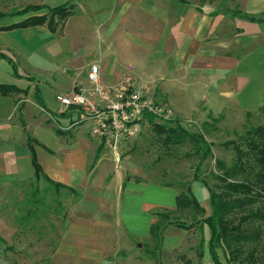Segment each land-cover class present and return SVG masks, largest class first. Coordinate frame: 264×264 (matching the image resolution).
<instances>
[{"label": "crops", "instance_id": "obj_1", "mask_svg": "<svg viewBox=\"0 0 264 264\" xmlns=\"http://www.w3.org/2000/svg\"><path fill=\"white\" fill-rule=\"evenodd\" d=\"M69 1L0 0V27L20 22L2 21L23 2L58 7ZM115 2H77L56 33L46 25L0 30V52L12 59H0V84L23 90L0 93V181L36 179L33 150L50 179L83 195L69 206L57 243L42 242L30 253L14 246L15 230L0 216V261L11 247V255L17 258L20 249L24 256L6 264H131L136 242L150 237L157 214L177 208L176 189L141 181L139 166L104 152L103 141L56 128V121L66 125L71 108L77 109L61 105L56 95L88 86L91 63L100 65L105 86L122 83L134 66L133 76L185 116L200 107L217 115L264 106V0H229L227 10L218 2L197 7L180 1L132 11L124 3L116 9ZM85 4L107 28L91 38L84 35L96 25L89 31L77 25L71 39L69 24ZM28 139L35 141L32 147Z\"/></svg>", "mask_w": 264, "mask_h": 264}, {"label": "rangeland", "instance_id": "obj_2", "mask_svg": "<svg viewBox=\"0 0 264 264\" xmlns=\"http://www.w3.org/2000/svg\"><path fill=\"white\" fill-rule=\"evenodd\" d=\"M180 1H185L197 7H203L207 2H218L222 10L230 9L229 0H175L174 2L170 0H120V3H117L119 2L117 0L115 8L120 9L121 4L124 3L129 10L141 11L142 8H149L155 2L171 7L172 4L176 5ZM29 5L31 4L26 2L19 4L13 10V13L22 12ZM37 5L46 7L36 12L28 11L21 15L6 18L2 22L22 21L29 16L46 14L49 9L55 8L45 4ZM77 10L76 18L69 24V37L71 39L75 37L72 27L80 25L89 31L93 28V25H96L94 33L89 31L84 36L100 38L104 29L107 28V23L98 21L102 17L95 16V13L91 11L87 4L79 7V9L77 8ZM66 32L65 28L64 35ZM79 46L77 44L74 47ZM15 59L18 61L16 56ZM93 65L99 67L101 79V67L98 63H91L86 75L89 74ZM133 70L134 66L128 68V74L122 83H129L136 89L148 92L158 103L173 111V118L169 121L157 118L146 119L140 123L132 137L121 141L116 148L114 145L110 146L104 143V152H113L112 154L118 160H132V163L140 168L141 181H151L174 188L178 191V195L184 198H190V195L193 194L200 206L205 208L206 211L203 215L193 205L166 210L169 212L171 220L184 222L192 226L191 229L179 230L174 226H169L163 233L162 240L155 239L150 235L147 239L136 242L138 248H135L134 251L138 252V256L131 264H183L178 259L179 256L183 255L191 260L193 264H213L208 245L210 231L207 226L200 227L202 220L212 213L206 185L218 193L222 191L221 182L217 179L219 172L216 161L222 160L229 167L235 162V153L232 150H226L222 144L229 141L239 142L250 129L264 126V106L252 112H225L217 115L204 113V108L200 107L199 111L185 116L177 112L158 89H152L133 76L131 74ZM65 73L70 75L68 70H65ZM101 83L103 84L102 80ZM73 93H83L88 102L95 103L91 83L86 87H76L73 92L58 94L56 99L58 96L66 97L71 96ZM22 101L25 102L26 98H23ZM32 109L31 106L28 116H30ZM71 109H73L70 114L71 121L64 126L56 121L54 123L56 128L101 143L102 140L94 134L95 123L87 117L85 109ZM175 119H179L181 126L189 132L204 135L205 139L212 144L211 157L202 161L200 153L190 143L169 147L164 145L163 137L156 133L155 127L161 125L175 128L176 125L173 122ZM196 176H198V180ZM239 179H242V177ZM47 186L44 181L38 182L36 179L0 181V216L4 217L15 230L14 246L27 249L25 252L30 253L34 249L37 250L42 242L55 245L60 227L66 225L68 208L74 203L73 198L68 196L66 192L62 191L61 194H57L54 190L46 189ZM35 188H38L36 199H41L42 203L39 200V204L34 207L29 205V199L33 197ZM58 202L62 203L61 208L58 206ZM258 207L264 209V201L253 206L254 209ZM240 214L242 213L240 212ZM26 217L29 220L22 221ZM257 225H260L264 232V222H257ZM202 241L203 256L200 257L199 245ZM20 249H16V254L19 255L16 258L11 255V253H14V248H7L4 259L0 261V264H6L5 261L17 263L18 258L24 257ZM218 253L224 264H264V233L260 241L243 245V251L238 261H230L228 252L224 248H220ZM251 253L254 254L253 259H251Z\"/></svg>", "mask_w": 264, "mask_h": 264}, {"label": "trees", "instance_id": "obj_3", "mask_svg": "<svg viewBox=\"0 0 264 264\" xmlns=\"http://www.w3.org/2000/svg\"><path fill=\"white\" fill-rule=\"evenodd\" d=\"M80 1L82 0H71L61 6L49 9L46 14L29 16L20 22L1 26L0 30L9 31L46 25L52 33L59 32L64 28L66 21L74 14L76 4ZM44 7L46 6L31 4L22 12L15 13L14 16L27 13L28 11L36 12ZM244 16L250 21H262V19L253 16ZM1 18L2 15H0ZM1 58L12 60L0 52ZM14 67L16 69V66ZM22 92L23 90L16 86L0 84V93L3 95ZM173 122L176 125L175 128L161 125H156L155 127L156 133L163 137L165 146H178L190 143L200 153L202 161L212 156V144L205 139L203 134L189 132L181 126L179 119H175ZM28 142L30 147L35 143L33 139H28ZM222 146L226 150H232L235 153V162L229 167L222 160L216 161V167L219 172L217 179L221 182L222 191L218 193L206 185L212 213L205 217L200 224L201 228L207 226L210 231L208 245L213 264H224L219 257L218 250L220 248H224L228 252L230 261H238L243 251V245L260 241L264 233L261 226L257 225V222H264V209L262 207L253 208L254 205L264 201V126L250 129L239 142L229 141L222 144ZM32 162L36 180L38 182L44 181L48 185L46 189L54 190L57 194H61L64 191L73 198L74 203L82 198L81 189L72 188L50 179L44 173L33 150ZM240 177L242 179H239ZM196 178L197 180L199 179L198 176ZM37 192L38 188H35L33 197L29 199V205L34 207L39 204V200L41 201V199H36ZM188 205H193L203 215L205 214L206 210L200 206L193 194L190 195V198L179 196L177 208ZM58 206L61 208L63 205L58 202ZM157 216L158 220L154 222L151 228V236L155 239L162 240L163 233L169 226L183 230H190L192 227L184 222L171 220L169 212L158 213ZM27 220L29 218L26 217L22 221ZM199 246V256L202 257L203 241ZM253 256L254 254L251 253V259H253ZM178 259L183 264H193L184 255L179 256Z\"/></svg>", "mask_w": 264, "mask_h": 264}, {"label": "built area", "instance_id": "obj_4", "mask_svg": "<svg viewBox=\"0 0 264 264\" xmlns=\"http://www.w3.org/2000/svg\"><path fill=\"white\" fill-rule=\"evenodd\" d=\"M88 79L93 85L95 103L88 102L83 93L58 96L57 100L65 107L85 109L87 117L95 123L94 134L110 146L116 148L121 141L132 137L146 119L169 121L173 118L170 108L129 83L103 85L97 65L91 67Z\"/></svg>", "mask_w": 264, "mask_h": 264}]
</instances>
